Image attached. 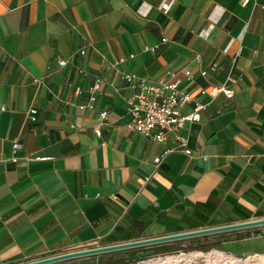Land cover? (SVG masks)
I'll return each mask as SVG.
<instances>
[{"label": "crops", "instance_id": "crops-1", "mask_svg": "<svg viewBox=\"0 0 264 264\" xmlns=\"http://www.w3.org/2000/svg\"><path fill=\"white\" fill-rule=\"evenodd\" d=\"M161 2L0 0V264L264 218V0H174L167 13ZM167 70L205 107L181 131L192 154L156 166L170 142L126 127L132 89L122 75L156 81ZM227 77L232 98L200 93ZM97 78L93 107L78 113ZM254 231L264 225L52 264H123Z\"/></svg>", "mask_w": 264, "mask_h": 264}, {"label": "built area", "instance_id": "built-area-1", "mask_svg": "<svg viewBox=\"0 0 264 264\" xmlns=\"http://www.w3.org/2000/svg\"><path fill=\"white\" fill-rule=\"evenodd\" d=\"M249 0H240L242 6H246ZM174 0H162L159 5L164 13H167ZM166 39L162 38V42ZM154 50L155 47L150 48ZM224 52L226 49L223 50ZM85 50H80V54H83ZM133 55L131 54L130 57ZM198 57V56H197ZM124 61V58H118L114 60L112 66ZM59 65H64L65 60H59ZM217 62L211 63L207 69L199 70L201 77H205L208 72H214L217 69ZM183 74L187 80L192 77L190 69H183ZM124 81L132 89V94L126 100V111L128 114V120L126 127L135 131L138 134L147 137L157 142H170V145L162 151L159 155L153 158V162L156 166L161 162L162 158L175 151H181L184 154H192L191 149L188 147L187 137L182 134V128L185 121L195 122L200 119V111L205 107L197 98H194L188 91L179 88L181 79L176 77V74L172 70H167L165 76L156 81H148L147 79L137 76L133 73H123ZM230 84L222 83L218 86L211 88H201L200 93L207 95L210 100L214 99L218 94H223L226 98H232L234 95L231 84L234 79L227 77ZM38 82V79H34ZM101 85L100 79H95L93 84L88 88V99L85 104H79L76 106V111L82 113L85 108H92L95 100V93L99 90ZM79 90L75 91L78 94ZM193 102L192 109L188 113H183V108L186 104ZM35 109L30 110L32 120L34 119ZM107 112L105 110L99 113V121L94 127V131L97 135L100 133V127L104 124ZM21 148V144L14 140L12 142V152L16 153ZM25 160H44L43 156H31L25 155ZM18 157L12 155L10 160L16 161ZM115 197V196H113Z\"/></svg>", "mask_w": 264, "mask_h": 264}, {"label": "rangeland", "instance_id": "rangeland-1", "mask_svg": "<svg viewBox=\"0 0 264 264\" xmlns=\"http://www.w3.org/2000/svg\"><path fill=\"white\" fill-rule=\"evenodd\" d=\"M204 243L210 246L209 249H197V243L191 242L185 243V248L189 249L186 251L144 252L139 255L143 258L134 264H159L167 257H178L170 264H264V232L229 234Z\"/></svg>", "mask_w": 264, "mask_h": 264}, {"label": "water", "instance_id": "water-1", "mask_svg": "<svg viewBox=\"0 0 264 264\" xmlns=\"http://www.w3.org/2000/svg\"><path fill=\"white\" fill-rule=\"evenodd\" d=\"M259 225H264V218H258L254 220L243 221V222H236V223L214 226V227H209V228L191 230V231H186V232H178L174 234H168V235H163V236H158V237H153V238H146V239H141V240L128 241V242L110 244V245H105V246H97V247L86 248V249H81V250H74L70 252L48 256L45 258H40V259L24 262L21 264H52V263H56L59 261H63V260H67V259H71L75 257L97 255V254H102L106 252L123 250L127 248H134V247H139V246H144V245L169 242L173 240H180V239H185V238H190V237L225 232V231L247 228V227H254V226H259Z\"/></svg>", "mask_w": 264, "mask_h": 264}, {"label": "trees", "instance_id": "trees-1", "mask_svg": "<svg viewBox=\"0 0 264 264\" xmlns=\"http://www.w3.org/2000/svg\"><path fill=\"white\" fill-rule=\"evenodd\" d=\"M209 245L207 244H198L195 246V248L197 249H200V250H207V248L209 249ZM178 249H183V250H189V249H186L185 247H181V246H167V245H163L161 246L157 252H170V251H175V250H178ZM142 258H139V257H133V258H130L128 261H126L125 263L123 264H134L136 263L137 261L141 260ZM109 262H112L111 260ZM103 263V262H102Z\"/></svg>", "mask_w": 264, "mask_h": 264}, {"label": "bare ground", "instance_id": "bare-ground-1", "mask_svg": "<svg viewBox=\"0 0 264 264\" xmlns=\"http://www.w3.org/2000/svg\"><path fill=\"white\" fill-rule=\"evenodd\" d=\"M177 258L178 257H176V258H174V257H167L165 259H162L159 264H170V263L176 261Z\"/></svg>", "mask_w": 264, "mask_h": 264}]
</instances>
